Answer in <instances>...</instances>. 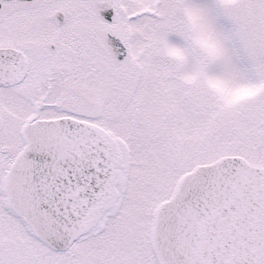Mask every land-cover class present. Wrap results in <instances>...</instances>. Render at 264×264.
<instances>
[{
  "label": "snow or ice",
  "instance_id": "snow-or-ice-1",
  "mask_svg": "<svg viewBox=\"0 0 264 264\" xmlns=\"http://www.w3.org/2000/svg\"><path fill=\"white\" fill-rule=\"evenodd\" d=\"M0 264H264V0H0Z\"/></svg>",
  "mask_w": 264,
  "mask_h": 264
}]
</instances>
